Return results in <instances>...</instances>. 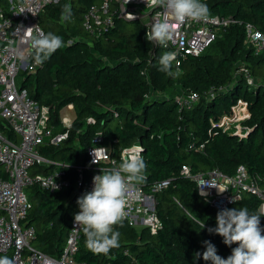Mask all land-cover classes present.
Masks as SVG:
<instances>
[{
    "label": "trees",
    "instance_id": "trees-1",
    "mask_svg": "<svg viewBox=\"0 0 264 264\" xmlns=\"http://www.w3.org/2000/svg\"><path fill=\"white\" fill-rule=\"evenodd\" d=\"M93 1L59 0L40 14L44 32L62 37L64 46L36 72L27 73L23 86L40 104L50 107L48 124L54 131H68V137L57 145L46 139L40 153L53 163H36L32 172L60 171L67 184L55 190L39 184L26 187L31 207L24 223L37 230L32 244L50 255L63 251L79 212L77 199L87 192L92 175L90 168L80 171L79 166L88 165L87 149L101 131L115 148L140 141L146 163L143 185L148 192L157 182L170 181L155 192L163 225L152 234L123 221L115 226L120 232L119 247L108 254L90 251L82 232L76 258L86 264H208L202 258L206 240L227 258L236 245L229 247L223 237L208 231L216 227L221 208L207 203L196 181L182 169L188 165L192 172H202L216 167L235 175L244 165L251 176L264 177V51L255 53L246 42L245 29L252 23L264 32V0H202L208 14L238 21L220 28L200 54L181 56L180 66L173 62L168 73L160 70L159 59L171 48L158 45L153 52L142 20L115 13L113 25L96 33L87 31L83 19ZM65 4L71 7L69 21L61 20ZM248 74L253 83L248 82ZM191 92L198 94L196 101L185 99ZM181 95L184 100H179ZM240 99L248 103L250 113L240 121L246 135L235 133V125L226 130L220 124ZM68 104H74L76 113L72 126L66 128L61 111ZM88 117L95 121L88 122ZM0 131L14 137L1 118ZM8 177L0 162V179ZM260 201L254 193H245L226 208L246 207L263 215ZM0 256L11 258L10 254Z\"/></svg>",
    "mask_w": 264,
    "mask_h": 264
},
{
    "label": "built area",
    "instance_id": "built-area-1",
    "mask_svg": "<svg viewBox=\"0 0 264 264\" xmlns=\"http://www.w3.org/2000/svg\"><path fill=\"white\" fill-rule=\"evenodd\" d=\"M55 2L57 0L0 2V118L7 121L14 134V137L9 138L0 131V162L9 175L6 179H0V253L10 254L15 264H86L76 258L82 230L75 228L74 219L60 255H50L33 245L37 230L24 223L31 207L26 187L39 184L45 189L55 190L67 184L60 171L51 174L32 172L36 163H53L40 153V146L46 139L57 145L68 137V131L55 132L48 124L50 107L40 104L30 95L28 88L23 86L26 74L34 73L44 65H37L32 57L30 41L34 29L29 28L37 26L44 31L40 14L47 5ZM142 5L148 7L150 12L141 13L138 7ZM165 12L162 6H148L147 0H94L84 15L83 26L91 33L100 32L113 25L114 15L118 13L125 19L143 21L147 17L149 20L145 24L148 31L154 22L165 19ZM166 15L172 25V35L167 47L176 54L173 62L178 67L181 56L188 53L200 54L216 38L220 28L238 21L232 16L208 14L206 19L178 24L170 12ZM245 29L246 42L254 48L256 54L262 53L264 32L252 23H247ZM150 42L153 48L160 45L155 41ZM247 79L249 83L254 82L249 74ZM184 98L179 97V100ZM185 99L189 102L196 101L198 94L191 92ZM67 106L74 108V104ZM63 109L62 124L69 128L74 117L63 113ZM249 115L248 103L240 99L233 106L232 113L225 115L220 124L226 130L235 125V133L246 135L240 121ZM87 121L94 122L95 119L88 117ZM137 153L142 156L140 141L131 146L115 148L103 132H97L87 149L88 165L79 166L80 171L86 167L92 171L87 192L92 190L93 177L101 173V168L118 167L122 158ZM94 159L98 163H92ZM182 172L196 181L199 194L213 207L226 208L239 201L245 193H254L261 199L259 210L264 215V177L251 176L244 165L238 167L235 175H228L216 167L208 171L192 172L188 165L183 166ZM81 177L83 178L82 175ZM169 182H157L151 192L146 190L143 182L135 185L131 195L127 197V216L123 221L138 229L147 228L152 234H156L163 223L156 209L155 192L166 187ZM81 185L82 179L78 182V186Z\"/></svg>",
    "mask_w": 264,
    "mask_h": 264
},
{
    "label": "clouds",
    "instance_id": "clouds-1",
    "mask_svg": "<svg viewBox=\"0 0 264 264\" xmlns=\"http://www.w3.org/2000/svg\"><path fill=\"white\" fill-rule=\"evenodd\" d=\"M147 5L162 6L166 10L165 19L157 20L146 31V40L158 42L164 47H167L172 35L167 12L172 14L178 24L206 19L209 13L207 4L202 0H147ZM71 16V7L65 4L61 20L69 21ZM29 29H34L30 44L37 65L43 64L64 46L62 37L56 34L45 33L37 26ZM175 59L174 52L164 53L159 59L160 70L170 72ZM92 163L98 161L94 159ZM145 170L146 163L138 153L124 157L118 167L101 168V173L93 177L92 190L77 199L79 212L74 216L75 228L82 230L85 245L94 254H108L111 249L119 247L120 232L115 230V226L121 225L126 218L127 197L135 185L145 180ZM261 216L264 215L250 213L246 207L218 211L216 227L208 231L223 237L225 245L231 247L235 244L236 247L232 248L227 258H223L217 254L216 246L206 240L203 242V260L208 264H264V227L261 226ZM204 227L205 224H201V229ZM200 256L201 253L197 252L196 258ZM0 264H15V260L0 256Z\"/></svg>",
    "mask_w": 264,
    "mask_h": 264
},
{
    "label": "rangeland",
    "instance_id": "rangeland-1",
    "mask_svg": "<svg viewBox=\"0 0 264 264\" xmlns=\"http://www.w3.org/2000/svg\"><path fill=\"white\" fill-rule=\"evenodd\" d=\"M138 9H139V11L141 12V13H149L150 12V9L148 8V7H145V6H140V7H138ZM148 18L146 17V18H144L143 19V22L144 23H147L148 22ZM185 95H181V96H179L180 98H182V97H184ZM63 113H67V114H69V115H71L72 117L75 115V111L74 110H71L70 108H64L63 109Z\"/></svg>",
    "mask_w": 264,
    "mask_h": 264
},
{
    "label": "crops",
    "instance_id": "crops-1",
    "mask_svg": "<svg viewBox=\"0 0 264 264\" xmlns=\"http://www.w3.org/2000/svg\"><path fill=\"white\" fill-rule=\"evenodd\" d=\"M69 108V106H66L65 108ZM71 110H74L75 111V108H71ZM76 113V112H75ZM71 116V115H70ZM75 118V115L73 116Z\"/></svg>",
    "mask_w": 264,
    "mask_h": 264
},
{
    "label": "water",
    "instance_id": "water-1",
    "mask_svg": "<svg viewBox=\"0 0 264 264\" xmlns=\"http://www.w3.org/2000/svg\"><path fill=\"white\" fill-rule=\"evenodd\" d=\"M155 51H156V47L153 48V52H155Z\"/></svg>",
    "mask_w": 264,
    "mask_h": 264
}]
</instances>
